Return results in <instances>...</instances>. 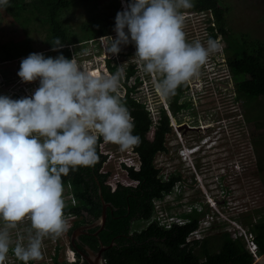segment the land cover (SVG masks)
Listing matches in <instances>:
<instances>
[{
	"label": "rangeland",
	"instance_id": "374dc122",
	"mask_svg": "<svg viewBox=\"0 0 264 264\" xmlns=\"http://www.w3.org/2000/svg\"><path fill=\"white\" fill-rule=\"evenodd\" d=\"M110 2L113 1L77 0L73 8L62 12L61 17L72 33L79 35L81 24L105 12ZM123 3L127 4L125 0ZM192 3V8L180 10L184 16L186 42L199 40L206 46L207 40L212 38L211 34L217 31L209 30V26L214 28L210 13L197 11L195 0ZM221 3L225 8L226 29L245 32L251 39L264 43V0H221ZM119 9L123 10L122 0H119ZM45 34L44 26L37 23L29 25L28 36L33 51L42 52L45 56L54 55L55 52L48 50L44 43ZM24 36L25 29L0 8V41L20 40ZM109 36L115 38L114 29ZM212 39L218 41L219 50L209 56L198 75L185 82L188 86L183 98L186 106L175 116L168 108L171 94L162 96L155 89V82L162 77L159 74H145L141 70L134 57V44L122 45L118 55L108 53L107 42L102 41L101 37L69 48L72 57L86 73L103 77L111 76L118 70L122 73L117 92L127 108L126 98H137L145 102L155 121L158 107L163 106L170 120L172 134L167 137L169 152L157 156L156 164L161 169L163 179L180 176L181 181L170 194L154 202L152 219L168 228L172 223H182L180 215L192 208L205 212L198 229L188 237V241L207 239L209 250L216 252L223 232L235 238L248 231L252 224L264 220V103L236 97L235 84L225 63L222 36L217 33ZM19 70L18 62L0 65V95H7L14 100L33 95L39 87V81L21 82L17 75ZM152 134L153 128L148 137L152 138ZM100 138V152L107 156L103 172L110 173L107 184L112 187L117 183L135 185L121 167V163L138 166L131 148L120 151L118 145L106 143ZM40 139L43 140L42 137ZM76 172L78 170L69 172L62 182L65 202L63 212L68 227L75 217L73 211L85 209L93 213L97 210L78 198L77 194L82 191L83 185L74 184ZM148 223L135 221L131 228L139 231ZM4 225L0 224V228ZM30 231L34 232L31 221L25 217L16 229L11 230L12 240L27 244ZM67 231L68 228L59 237L45 238L42 259L30 260L28 264L78 262L69 246ZM199 250L196 247L195 252ZM72 257L73 261L70 260ZM4 264L24 262L17 259L10 248Z\"/></svg>",
	"mask_w": 264,
	"mask_h": 264
},
{
	"label": "clouds",
	"instance_id": "9594fccd",
	"mask_svg": "<svg viewBox=\"0 0 264 264\" xmlns=\"http://www.w3.org/2000/svg\"><path fill=\"white\" fill-rule=\"evenodd\" d=\"M122 4L115 17V38L101 40L113 55L122 45L134 44L141 70L162 77L155 82L162 96L175 94L219 50L212 38L206 46L199 40L186 42L180 10L192 8V0ZM0 6H10L9 0H0ZM51 44L53 52L64 47L59 37ZM17 75L23 83L38 80L39 87L31 97L14 100L0 95V219L5 222L0 228V264L10 248L24 264L41 260L44 239L67 230L62 176L99 161L98 135L120 151L141 142L133 134L134 118L117 92L119 70L108 77L96 76L83 71L74 56L53 58L33 52L20 61ZM25 217L34 232L28 233L27 244L14 242L11 230Z\"/></svg>",
	"mask_w": 264,
	"mask_h": 264
},
{
	"label": "trees",
	"instance_id": "16d2710c",
	"mask_svg": "<svg viewBox=\"0 0 264 264\" xmlns=\"http://www.w3.org/2000/svg\"><path fill=\"white\" fill-rule=\"evenodd\" d=\"M75 1L77 0H9L10 6H0L25 29V36L20 40L0 41V65L14 62L20 64V60L34 52L28 36L29 25L33 23L44 26V43L48 50H51V42L55 37H59L64 44L59 52L45 57L55 58L63 54L71 59L70 46L112 34L116 14L121 11L119 0H112L105 12L82 23L79 35L72 33L61 17L62 12L74 7ZM125 2L128 3L129 0ZM195 2L197 11H208L212 16L214 28L209 26V30L215 29L222 36L225 63L235 84L236 97L243 100H261L264 103V43L251 39L245 32L226 29L225 8L221 0ZM217 33H212L211 37L215 38ZM187 89V84L183 83L176 89L175 94L170 95L168 108L173 116L186 106L183 98ZM126 104L134 118L133 134L138 135L141 142L131 148L137 158L138 167L123 163L121 167L128 179L136 184L127 186L117 183L114 189L107 184L110 173L103 172L107 156L100 152V137L96 146L99 161L93 167H79L74 178V184L84 187L78 192V198L87 205L98 208L93 213L94 217L100 215V197L110 206L106 211L104 228L98 234L103 245L114 243L103 255L106 264H252L254 259L246 249L243 237L233 238L228 232H223L216 252L209 250L207 239L188 241V237L198 229L200 219L205 215L201 210L192 208L180 215L182 223H172L168 228L152 219L154 202L170 194L181 181L180 176L163 179L161 169L156 164L157 156L169 152L167 137L172 134L170 120L162 105L158 107L157 118L153 121L145 102L127 97ZM152 128V138H149ZM65 177L62 176V182ZM73 213L75 217L70 221L68 236L83 222L82 210H75ZM139 220L149 223L143 229L133 231V222ZM249 231L254 235L258 253L263 254L264 220L252 224ZM196 247L200 249L198 253L195 252Z\"/></svg>",
	"mask_w": 264,
	"mask_h": 264
},
{
	"label": "water",
	"instance_id": "95a60500",
	"mask_svg": "<svg viewBox=\"0 0 264 264\" xmlns=\"http://www.w3.org/2000/svg\"><path fill=\"white\" fill-rule=\"evenodd\" d=\"M177 129H180V127H177ZM99 194H100V190H99ZM100 201H101V212L95 224L89 226L82 225L72 230V232L70 233V240L72 243L74 242L75 239H77L79 235L87 234V232H85L84 230H88L95 226H99V229L94 234L97 235V233L103 229L106 220V210L109 207V204L105 203L102 197H100ZM113 245H114L113 242H111L107 246H104L100 243L98 252H94L89 247H84L85 253L80 252V255L84 258L87 264H106V261L102 256V253ZM252 264H264V253L257 260H254Z\"/></svg>",
	"mask_w": 264,
	"mask_h": 264
},
{
	"label": "flooded vegetation",
	"instance_id": "af4514ba",
	"mask_svg": "<svg viewBox=\"0 0 264 264\" xmlns=\"http://www.w3.org/2000/svg\"><path fill=\"white\" fill-rule=\"evenodd\" d=\"M96 209H98V208L96 207ZM100 212H101V207H100ZM93 213L92 212H88V210L87 211H83L82 210L83 222L80 225H78L77 227L82 226V225L89 226V225L95 224L96 220L98 219V216L97 217H94L93 216ZM4 223L5 222L2 219H0V224L3 225ZM98 229H99V226H95V227H93L91 229L84 230L85 232H87V234H81V235H79L77 237V239L74 240L73 243L70 240V235L68 236L69 246L72 249V251L75 253V256L78 259V262H75V263H78V264H87V262L84 260V258L80 255V252L85 253L84 247H89L94 252H98L99 247H100V243L102 244V242L100 241V239L98 237V234L103 230V229L100 230L97 233V235H94L97 232ZM13 233H14V231H13ZM92 238H94V239H92ZM105 251L102 253V256L104 255ZM103 258H104V256H103Z\"/></svg>",
	"mask_w": 264,
	"mask_h": 264
},
{
	"label": "built area",
	"instance_id": "2783aa9c",
	"mask_svg": "<svg viewBox=\"0 0 264 264\" xmlns=\"http://www.w3.org/2000/svg\"><path fill=\"white\" fill-rule=\"evenodd\" d=\"M239 237L244 238L246 249L253 256V259L257 260L262 254L258 253V248H257V245L254 241V235L248 230L246 232L240 233Z\"/></svg>",
	"mask_w": 264,
	"mask_h": 264
},
{
	"label": "bare ground",
	"instance_id": "6f19581e",
	"mask_svg": "<svg viewBox=\"0 0 264 264\" xmlns=\"http://www.w3.org/2000/svg\"><path fill=\"white\" fill-rule=\"evenodd\" d=\"M71 253H73V252L71 251ZM70 260H71V261H73V260H74V258L72 257Z\"/></svg>",
	"mask_w": 264,
	"mask_h": 264
},
{
	"label": "crops",
	"instance_id": "0c3cea01",
	"mask_svg": "<svg viewBox=\"0 0 264 264\" xmlns=\"http://www.w3.org/2000/svg\"><path fill=\"white\" fill-rule=\"evenodd\" d=\"M138 167V166H137ZM137 167H135V168H137ZM113 189H114V187H112Z\"/></svg>",
	"mask_w": 264,
	"mask_h": 264
}]
</instances>
